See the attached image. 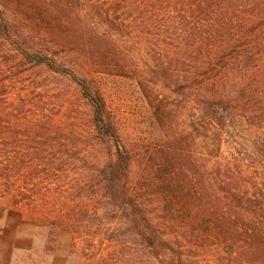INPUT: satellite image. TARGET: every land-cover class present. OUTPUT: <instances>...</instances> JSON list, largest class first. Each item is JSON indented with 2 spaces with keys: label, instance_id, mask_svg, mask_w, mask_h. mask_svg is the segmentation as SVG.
Returning a JSON list of instances; mask_svg holds the SVG:
<instances>
[{
  "label": "rangeland",
  "instance_id": "374dc122",
  "mask_svg": "<svg viewBox=\"0 0 264 264\" xmlns=\"http://www.w3.org/2000/svg\"><path fill=\"white\" fill-rule=\"evenodd\" d=\"M47 3L0 0L10 27L0 31V65H9L0 67V190H6L0 194V241L10 249L33 241L31 250L12 251L34 262L57 252L70 255L68 264H264V248L253 253L257 238L243 251L247 242H226L222 226L226 213L235 217L232 227L259 219L216 207L226 206L229 192L264 195V36L238 37L245 40L240 54L254 49L261 57L249 64L213 67L222 52H198L203 64L193 61L185 71L223 74L185 83L187 95L158 84L154 107L134 77L97 71L78 52V8L53 15ZM113 46L120 49V43ZM20 48L31 57L22 58ZM46 53L53 67L32 58ZM120 57L114 61L127 62ZM74 74L91 78L103 92L131 155V191L171 248L148 245L131 230L128 206L107 194L100 169L115 146L99 139ZM201 95L227 99L226 123L203 111ZM174 133L180 141L172 143ZM54 153L60 155L55 162ZM24 154L33 155L25 164ZM13 160L20 162L10 167Z\"/></svg>",
  "mask_w": 264,
  "mask_h": 264
},
{
  "label": "trees",
  "instance_id": "16d2710c",
  "mask_svg": "<svg viewBox=\"0 0 264 264\" xmlns=\"http://www.w3.org/2000/svg\"><path fill=\"white\" fill-rule=\"evenodd\" d=\"M47 6L52 11L55 10L53 15H60L61 12L66 16L72 15L71 12L78 8V18L83 20L76 36L79 37L76 46L78 52L97 71L134 77L154 107L158 97L154 98L153 95L158 84L169 87L175 94L187 95L190 92L185 83L201 79L210 82L218 80L216 78L223 74L208 70L196 74L185 71L183 68L186 64L193 61L203 64L205 55L198 52L215 50L217 55L222 52L219 62L213 67L220 66L225 69L230 63L249 64L261 58L253 55L254 49L240 54L245 40L238 37L243 36L245 39L264 36V0H48ZM9 28L0 10V31L5 32ZM124 38L127 40L123 41ZM257 40L252 44H257ZM68 41L72 43L71 38ZM115 43H120L119 50L113 46ZM20 50L22 49H18L22 58L31 57L26 51ZM118 52L124 55L120 58L127 62L119 59L114 61ZM138 52L140 54L136 57ZM33 57L38 63L54 66L53 59L47 53ZM140 57L144 59L143 63L137 61ZM208 58L213 61V57ZM8 66L0 65L3 70ZM174 66H178L179 73ZM73 77L78 82L83 97L90 104L91 120L99 139L115 146L113 159L100 169L107 194L119 202L120 206H128L127 214L133 232L152 247L158 242L161 248H169L170 243L163 239L151 222L145 206L131 191L127 181L131 169V155L120 137L103 92L94 85L91 78L75 74ZM201 96L205 99L202 101L203 111L213 115L219 123H226L231 114L229 104L224 101L227 99L217 95L207 96L208 98ZM157 108L158 105L155 109ZM178 136L179 134H173L170 138L172 143L180 141ZM2 155L4 153L1 151L0 158ZM32 156L24 154L20 159L21 163L25 164ZM56 156L58 154H52L54 162L60 155ZM20 161L13 160L10 167ZM183 170L190 172L188 168ZM3 180L0 177V185ZM3 193H6L4 188L0 190V194ZM225 198L226 206L219 204L216 207L231 206L241 219L244 213L259 219V222L237 220L232 227L233 224L229 222L235 217L226 213L231 212L227 209L225 217L228 222L223 221L222 226H227L226 231L230 237L225 238V241H235L236 244L247 242L240 247L241 250L251 248L258 242V249H253L255 254L264 248V195L254 192L248 195L229 192ZM255 238L258 241L251 242Z\"/></svg>",
  "mask_w": 264,
  "mask_h": 264
},
{
  "label": "crops",
  "instance_id": "0c3cea01",
  "mask_svg": "<svg viewBox=\"0 0 264 264\" xmlns=\"http://www.w3.org/2000/svg\"><path fill=\"white\" fill-rule=\"evenodd\" d=\"M2 240V239H1ZM34 245L33 241L25 240L22 244L13 245L12 249L8 247L5 241H0V264H68L70 262V255L66 254H58L57 252L54 254L46 255L44 257L36 259L34 262L33 257L29 258V254H21L13 249L19 248H32ZM26 249L24 251H26ZM31 250V249H30Z\"/></svg>",
  "mask_w": 264,
  "mask_h": 264
}]
</instances>
